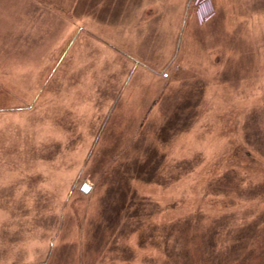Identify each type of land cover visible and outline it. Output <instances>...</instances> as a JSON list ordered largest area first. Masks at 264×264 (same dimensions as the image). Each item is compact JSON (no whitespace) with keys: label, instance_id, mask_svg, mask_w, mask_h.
Returning <instances> with one entry per match:
<instances>
[{"label":"rangeland","instance_id":"obj_1","mask_svg":"<svg viewBox=\"0 0 264 264\" xmlns=\"http://www.w3.org/2000/svg\"><path fill=\"white\" fill-rule=\"evenodd\" d=\"M72 2L0 0V264H264V0H152L143 53Z\"/></svg>","mask_w":264,"mask_h":264},{"label":"crops","instance_id":"obj_2","mask_svg":"<svg viewBox=\"0 0 264 264\" xmlns=\"http://www.w3.org/2000/svg\"><path fill=\"white\" fill-rule=\"evenodd\" d=\"M152 0H73L71 3V25L70 22L65 20L66 25L72 26L71 33V49H75V52H123L124 48L127 46V41L125 38L128 35L133 37L136 42L131 46L136 48V51L143 53L145 50L149 49L152 42H144L145 32L139 27V32L134 35V33L129 32L134 29L135 21L139 17V20L143 17L142 15L146 12H152ZM167 11L169 16L171 13ZM151 19V17H150ZM31 28V27H30ZM156 32L154 35H158ZM96 36L104 37L101 39V47L95 50L94 44H83L85 47H79L75 44L76 40L81 37L95 38ZM152 34H149V37ZM129 37V36H128ZM89 40H84L85 42ZM77 47V50H76ZM74 52V51H73ZM72 52V53H73ZM76 54V53H73ZM89 59L83 60L84 62L73 63V69L81 68L84 70H89L90 67L86 63ZM79 62V61H78ZM139 64V76H142L140 71L143 68H147L145 64H153L144 61L139 57V61L134 60L132 64V70L136 71Z\"/></svg>","mask_w":264,"mask_h":264},{"label":"water","instance_id":"obj_3","mask_svg":"<svg viewBox=\"0 0 264 264\" xmlns=\"http://www.w3.org/2000/svg\"><path fill=\"white\" fill-rule=\"evenodd\" d=\"M89 190V186L87 184H83L82 187H81V191L83 193H87Z\"/></svg>","mask_w":264,"mask_h":264}]
</instances>
